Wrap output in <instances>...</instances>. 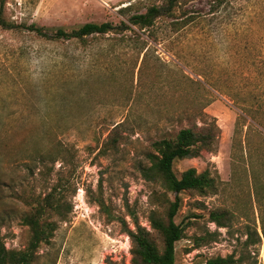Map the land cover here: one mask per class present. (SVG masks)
<instances>
[{
  "label": "rangeland",
  "instance_id": "obj_1",
  "mask_svg": "<svg viewBox=\"0 0 264 264\" xmlns=\"http://www.w3.org/2000/svg\"><path fill=\"white\" fill-rule=\"evenodd\" d=\"M165 1L3 0L13 26L0 27V241L26 246L22 216L35 199L51 191L62 205L34 264H131L125 229L138 223L156 239L148 218L164 209L163 187L142 174L146 152L187 117L214 119L218 147L175 160L174 172L208 168L222 182L215 194L180 193L175 264L231 253L243 257L236 264H264L251 181L252 171L264 178V0H178L142 50L113 33L80 44L26 28L117 23ZM222 208L234 214L218 227L208 214ZM246 226L261 241L246 246Z\"/></svg>",
  "mask_w": 264,
  "mask_h": 264
},
{
  "label": "trees",
  "instance_id": "obj_2",
  "mask_svg": "<svg viewBox=\"0 0 264 264\" xmlns=\"http://www.w3.org/2000/svg\"><path fill=\"white\" fill-rule=\"evenodd\" d=\"M177 1L166 0L160 5L150 3L144 11L130 13L126 20L122 19L117 23L111 21L86 22L71 29L46 28L30 24L26 28L47 39L62 38L80 44H86L87 37H102L107 33H113L116 36L115 39L118 40L117 44L122 42L142 50L146 45L147 37L152 34L156 20L172 16ZM3 4V0H0V27L9 28L13 24L5 19ZM128 6L130 5L120 8V12L122 14L129 12ZM191 118L187 117L188 124L172 135H162L153 140L150 150L146 152L149 165L143 167L142 174L146 179L158 181L163 187L164 193L161 200L164 209L161 214L153 211L148 218L156 239L148 229L138 223L135 229H125L130 241L131 264H175V243L182 238L184 231V226L175 222V216L181 206L180 193L193 191L200 195H208L218 192L222 181L217 171L212 172L205 168L198 172L194 167H188L178 176L173 170V163L177 159L197 157L217 150L220 130L216 121L203 119L197 122ZM120 126L121 123L115 124L109 133L108 145L114 150H117L122 139ZM246 158H243V162ZM246 165L247 163L241 165L245 173ZM251 175L253 196L260 215L261 231L264 237V178L262 179L257 171H252ZM245 178H247L246 175ZM54 198L53 192L50 191L44 197L35 199L30 211L22 216V223L27 226L28 230L27 243L23 249H8L0 241V264H34L40 246L49 243L55 230V223L49 220L50 215L61 214L62 205ZM233 214L226 208L216 209L209 212L208 219L218 227H224L232 219ZM246 228L247 239L244 242L246 246L261 241L256 229L252 233L249 226ZM242 258L241 255L235 257L233 253L225 256L218 255L208 259L205 264H236L242 261Z\"/></svg>",
  "mask_w": 264,
  "mask_h": 264
}]
</instances>
